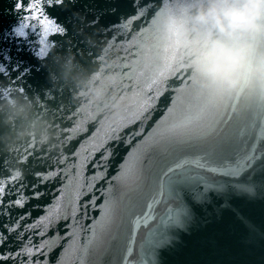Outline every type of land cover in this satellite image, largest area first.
Listing matches in <instances>:
<instances>
[{
  "label": "snow or ice",
  "instance_id": "snow-or-ice-1",
  "mask_svg": "<svg viewBox=\"0 0 264 264\" xmlns=\"http://www.w3.org/2000/svg\"><path fill=\"white\" fill-rule=\"evenodd\" d=\"M78 3L79 0H15L13 21L0 27V82H6L8 95L12 89L25 91L24 84L34 72L47 75L40 62L46 63L50 49L62 44L50 37L67 35L71 23L67 16L61 18L56 13L66 12ZM132 5L134 10L126 14L116 0H86L79 3V10L93 26L108 16L122 17L119 26H112L110 40L126 58L135 61L139 46L157 43L150 22H155L157 14H162L161 6L166 8L167 3L166 0H159L158 4L154 0H132ZM137 21L143 23V29ZM125 34L126 40L118 38ZM171 67L170 62L141 71L131 63L124 66V79L132 85L125 115L135 112L141 130L151 119L160 97L168 93L167 115L135 143L138 134L135 130L125 133L123 139L118 135L132 122L129 119L110 126L92 119L86 109L73 107L63 116L69 123L63 129L66 135L62 140L64 144L82 138L81 143L78 149L53 157L55 166L50 165V171L35 173L37 182L31 185V196L21 191L25 187L21 172L10 171L0 162V264L8 260L17 264H49L45 257L57 249L60 252L55 264H94L85 258L96 252L100 230L110 236L126 218L136 217L132 221L136 229L149 221L182 229L196 208L207 205L209 199L231 204L237 198L251 201L264 197V113L236 114L217 102L211 93H200L190 73L173 72ZM40 99L48 98L40 95ZM52 107L60 110L54 102ZM121 144L131 148L118 175L109 178V164ZM30 155L26 151L19 158L20 163L27 164ZM89 165L93 169L90 176L86 175ZM257 176L262 178L260 182ZM112 179L117 182L119 197L113 190ZM57 180L60 187L52 197L55 203L37 204L35 207L42 215L30 220L31 213L25 207L28 200H40L48 194V182ZM177 182L197 186L192 193V206H172V185ZM40 184L45 188L41 189ZM98 186L105 198L100 208L102 219L92 228H85L82 221L90 209L97 207ZM13 194L16 198L10 199ZM136 195L141 200L133 208L131 199ZM13 208L24 212L16 213L12 219ZM235 214L250 239H264V233L253 221L238 210ZM61 228L65 231L61 232ZM85 232L92 235L87 244L80 245L77 240ZM154 232L155 227L150 225L147 232L138 234V256L129 232L121 264H145L144 248L153 242ZM36 235L41 237L39 242L31 238ZM13 240L21 242L19 251L5 254L3 248Z\"/></svg>",
  "mask_w": 264,
  "mask_h": 264
},
{
  "label": "water",
  "instance_id": "water-1",
  "mask_svg": "<svg viewBox=\"0 0 264 264\" xmlns=\"http://www.w3.org/2000/svg\"><path fill=\"white\" fill-rule=\"evenodd\" d=\"M14 2L15 0H0V27L7 26L13 21ZM85 2L86 0H79V3ZM116 2L123 6L122 11L126 14H131L134 10L132 0H116ZM193 2L194 0H166L167 7L161 6L162 14H157L154 23L150 22L156 33L157 43L154 46H139L135 61L131 57L126 58L119 46H113V41L110 40L113 35L112 26L121 24L122 17L119 15L105 17L100 24L93 26L81 14L79 3L76 7L67 9L66 12L56 13L61 18L67 16L71 23L67 35L50 37V39H59L62 44L50 49L46 63L40 62L47 75L45 76L43 72H34L24 84L25 91L12 89L11 95L7 94V86L4 85L6 82H0V92L4 93L0 95V105L13 100L29 104L32 109V119L45 121L48 126L47 131L52 136L51 142L47 144H41L32 139L26 143L17 144L10 152L6 151L2 138L8 129L4 127V115H0V162H3V166L10 171L21 172L25 184L21 191L25 196L32 195L31 185L37 182L35 173L50 171V165L55 166L53 157L60 152L70 153L74 148L78 149L82 138L73 139L64 144L62 140L66 135L63 129L69 123L63 119V116L70 112L71 108L86 109L92 119L110 126H116L125 118L129 119L132 122L118 135L123 139L125 133H132L135 130L138 134L133 143L140 140L142 134L150 132L155 127V122L167 115L165 105L168 93L165 92L155 105L151 119L146 122L142 130L138 127L140 121L136 119L135 112L127 113L126 117L125 108L131 99L129 90L132 88V85L124 79L123 69L126 63L133 64L137 71H141L170 62L171 71L190 73V79L193 80L195 88L200 93H211L217 102L230 111L236 114L244 111L264 113L258 111L247 96H233L216 89L201 88L197 75L190 70L188 65L189 57L186 55V50L179 43H171V38L163 37L162 25L169 12L179 14L183 6ZM154 3L158 4L159 0H154ZM136 24L143 29L141 21H137ZM118 38L126 40L127 34L123 37L118 36ZM70 62L71 71L69 72ZM89 78H91L92 86L100 90L102 96H95L89 92L87 87L81 90L80 83L88 81ZM29 89L31 93L28 92ZM40 95L47 97V101L41 100ZM53 102L59 106V111L52 107ZM130 148L131 145L121 144L116 157L109 164V178H115L118 175ZM26 151L31 153L28 163L21 164L19 158ZM92 171V166L89 165L86 175L90 176ZM256 179L260 182L262 178L257 176ZM100 183L102 185L104 182ZM112 186L116 191V197H119L121 193L116 190L115 179H112ZM39 187L44 189L45 185L40 184ZM59 187L58 180L48 182L46 188L48 194L40 200H28L25 207L31 213L30 220L42 215L35 207L37 204L47 206L49 202L55 203L52 197ZM196 187L180 182L174 183L172 185L174 196L172 206L178 207L181 204L192 206V193ZM97 197V207L90 209L86 219L82 221L85 228H92L102 219L103 213L100 208L105 203V198L100 195L99 186ZM15 198L16 194L10 197V199ZM164 198L167 201L168 194H165ZM84 199L87 200L88 197ZM140 200L139 195L132 197L133 208ZM237 210L253 221L264 233V197H257L251 201L237 198L231 204L209 199L207 205L196 208L192 219L182 229L173 225H159L158 221H149L148 225H142L141 228L136 229L132 223L136 217H132L131 220L124 219L122 226L113 230L110 236L100 230L96 238V252L85 259H91L94 264H121L120 257L127 243L129 232L134 238L132 247L138 256L140 252L136 243L138 234L143 231L147 232V227L151 225L155 227V232L153 242L144 248L145 264H264V239H250L249 233L240 223L238 215L235 214ZM11 211L12 219H15L16 213L24 212V209L13 208ZM64 231L65 229L61 228V232ZM91 235L90 232L82 233L77 243L87 244ZM31 238L36 242L41 239L38 235ZM20 243L19 240L11 241L6 248H3V252L8 254L19 251ZM59 252L60 249H57L45 259L49 261V264H55V257ZM69 259H74V257H69ZM3 264H17V262L8 260Z\"/></svg>",
  "mask_w": 264,
  "mask_h": 264
},
{
  "label": "clouds",
  "instance_id": "clouds-1",
  "mask_svg": "<svg viewBox=\"0 0 264 264\" xmlns=\"http://www.w3.org/2000/svg\"><path fill=\"white\" fill-rule=\"evenodd\" d=\"M162 33L186 50L201 88L247 96L264 112V0H194L179 14L169 12ZM79 86L102 96L91 78ZM0 115L8 129L2 138L6 151L32 139L51 142L47 123L32 119L29 104L10 101L0 105Z\"/></svg>",
  "mask_w": 264,
  "mask_h": 264
}]
</instances>
